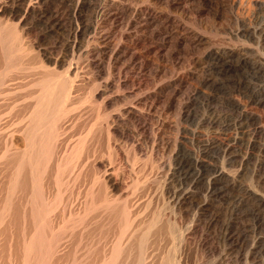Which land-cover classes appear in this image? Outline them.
Wrapping results in <instances>:
<instances>
[{
    "label": "bare ground",
    "instance_id": "6f19581e",
    "mask_svg": "<svg viewBox=\"0 0 264 264\" xmlns=\"http://www.w3.org/2000/svg\"><path fill=\"white\" fill-rule=\"evenodd\" d=\"M51 1L0 0V102L2 101L6 104L5 100L9 96H15L22 101L18 100V102L16 100V103L18 102L19 104L15 103V106L12 105L13 110L18 109L16 110L17 112L21 109L19 115H17L18 117L14 113L15 118H18V122L12 124L13 127L11 129L7 128V125L6 128L10 129L9 131L7 130L8 132L6 130L5 132L4 129V133L2 132V124L0 122V135L6 134L4 137H1V139L6 138V141H4L5 148L2 149L4 152L2 151L3 154L2 152V155L0 154V242L2 241L3 245L6 244L3 246L5 249L8 248L6 250L8 252L6 253L8 256L7 264L8 262L9 264H181L183 260L182 258H176L175 250L173 251V249L169 248L172 252H168V254L165 252V254L164 251L162 253L160 246L163 245L162 242L165 236L168 237V234L172 235L173 232H175L174 237L180 238L183 247L187 245V227L183 230L185 227L181 225L182 221L179 223V226L175 219L173 222L168 219V222L164 221L165 216L163 217L161 211L163 209H157L151 217L145 216L147 218H144V213L142 215L139 204L134 203L129 198L122 201L121 199L123 198L120 199L121 196L119 195V197L117 194L121 193L124 187L127 186L120 171L121 164L124 162L120 164V161H122L124 157L123 153L125 152H123V146L119 145L121 140L125 139L131 143L133 155L131 161H129L133 166L139 163V153L143 152L142 147L145 146H143V141L147 139L149 133V136L152 135L153 138L149 152L150 155L146 162L152 164L153 169L156 167L152 161L153 156L159 152L163 154H170L169 152H171V157H168L171 162H168V164H171L173 161L176 162L174 165L178 170H186L187 172L188 161H191L189 168L193 167L196 169L202 164L200 156L195 155L194 158H188L184 143L178 137L182 132L178 122L177 138H169L167 134L166 128L168 127L169 121L167 122V120L169 116L166 115H169V112H171L172 104L174 102L178 104L179 111L177 112L178 115H176L178 116V120L182 118L187 119V110L185 111L187 107H184V103L182 104V102L181 104L178 103L180 100L176 101V97L179 95L177 89L173 90L169 95L166 94L165 104L163 103L164 106L161 109L156 107L157 104L155 102L150 104V111L152 112L157 108V113L155 114L159 113V117L155 115L157 117L156 127L150 126V128L145 126L142 128V133L140 134V129L136 124L133 123L134 129L132 128L133 130L131 129L132 131L130 132L128 129L130 125H127L128 117L141 114L139 90L133 91L132 97L125 98L123 101L111 97L109 93L115 88H120L121 80L119 79L124 71H134L136 78L142 76L140 54L136 51V47L129 44L127 46L125 35L130 36V34L134 33L137 36L139 32L147 30L150 27H155L153 33L160 37L163 36L162 41L164 43L160 44L159 47L161 51L166 49L165 43L167 39L191 43L195 49L204 45L209 46V40L204 39L199 31V33L194 31L193 34L187 32V28L180 24L185 21L182 22L178 17L166 16L164 20L162 15L160 16L156 11L157 9L152 8L151 5H146L147 7L143 8L139 6L137 0H97L104 4V7L92 9L90 11L92 15L87 21L83 20L82 13L85 9L90 8L92 0H62L64 2H74V6L70 7L69 10L70 30L68 31V36L70 41H68V44L66 43L68 51L70 54L76 52L82 53L81 50L84 40H86L85 37L89 34V36H92H90L92 39H88V42H86L88 48L85 46V49L87 48L85 50L87 51L86 56L89 59L88 65L94 70H99L101 67L106 66L105 68L108 71L107 73L104 70V73L106 72L109 78L106 77L107 80H104L105 82L100 84V86L98 82L97 84L95 83V79L92 83L93 80L91 79L92 84L88 93L86 92L84 95L80 91L81 87H84L86 83L82 86L83 81L78 73L79 69H75L76 73L74 76L70 75L71 72L69 70L64 73L59 72L57 68L64 64L63 60L57 56H51L46 49H42L37 44L36 40L43 37L41 36L40 28H38L41 23L51 24L49 26L50 31L54 34L59 33L64 23H62L63 14H61L60 8L52 7ZM150 1L159 3L165 0ZM186 1L172 0V3L183 4ZM155 4L152 5L155 6ZM28 20L32 21L33 27L37 31L34 37L30 35V30L27 27ZM229 21L234 23V25L241 26V28L244 27V22L237 16H233ZM109 23L113 25L117 24L116 27L120 28L119 31L114 26L108 29ZM163 24H178L177 27L174 26L177 30L174 32L166 25L164 30H162ZM238 28L240 30V27ZM255 30L248 31V33L251 36H255L257 34ZM223 47L217 48L212 53L217 62L229 63L238 57L237 50H229V48ZM127 52L130 53V57L124 63ZM81 53L80 56H82ZM249 61L242 60L241 62L246 65V62L249 63ZM253 65L256 66V73L264 75V67L258 66L257 63ZM72 69L74 70V68ZM92 72L91 75L95 73ZM87 77L92 78V76ZM88 78L86 79L88 80ZM181 80H184V77ZM244 88L241 90L244 91ZM246 91L248 94H251L249 93L250 87L246 88ZM259 96L256 95L252 99L249 98L247 104L244 105L243 116L244 120L247 121L246 123H249L254 117L250 107L262 105L264 102V100L259 99ZM120 102L129 103V108H118L116 109L118 112L114 115L107 112V107H117ZM11 104L12 102H10L9 106ZM159 105L161 104L159 103ZM6 106L8 105L6 104ZM85 106H89L91 112L95 108L96 110H93V112L98 110L96 123L91 125V128L88 126L89 130H87V133L85 135L78 134L81 136L77 135L79 138L77 137L78 139L72 142L71 136L74 135H71V133L79 125L81 127V123L78 125V122L81 118L80 112H82ZM13 110L12 113L14 112ZM8 113L6 109V114L8 115ZM13 116L12 118H14ZM162 116H166V119H162ZM13 120L15 119L9 120L8 123L10 124V121L13 122ZM99 122L106 123L105 130L108 137L107 155L102 150L98 153L100 142L97 141V134L100 132L96 130L95 126ZM79 129L76 128L77 132ZM16 136L24 139L25 148L19 149L15 146L14 139ZM1 139L0 142L3 140ZM172 139L173 141H171ZM249 140L251 143V138ZM97 142L99 143V147L97 146ZM247 145L250 146L249 143ZM97 147L99 148L98 150ZM233 149L234 146H228L225 153ZM100 152L105 154V156L103 155L105 158L100 157ZM221 167L220 169L224 168L222 170L219 169L220 172L217 171L213 179L214 181L216 180V183L225 182L227 185H234L238 182L235 172H232L235 174L228 173L225 166ZM189 168L188 170H190ZM89 171H91L90 176L87 175ZM93 172L94 180L89 179V182L92 181V184L90 182L91 186L87 183L88 188L86 187L85 191L82 190V184L85 180L87 182V177L93 176ZM66 175H70V177ZM147 181L146 185L148 184ZM143 182L141 183L140 178L132 181L131 188H133V194H137L139 186ZM162 182L160 183L162 184ZM167 182L161 186L163 193L169 191ZM202 182L201 176H198L193 181L195 185ZM146 185H142L143 187H140L141 190H145ZM210 185L209 182L208 187ZM252 190L250 186L249 194L256 195L255 191ZM178 192L173 197L167 192V194H170L168 198L169 196L172 197H170L172 200L168 201L167 199L169 205L171 204L170 201L175 202L176 205L187 201V192ZM263 199L260 200L262 205L264 204ZM76 202H78V207H75ZM176 205L174 206L176 207ZM231 236L229 240L230 246L233 249L239 245L241 239L240 237ZM170 237L173 238L172 236ZM81 246H84L86 249L84 251L86 252L83 255L81 254L82 257L80 259H77V251L81 250ZM3 247L1 245L2 249H4ZM177 247L180 246L172 248L176 249ZM77 248L78 250H75ZM74 250L77 254L75 255L73 252L74 254H72L75 258L71 259L69 256ZM181 250H178L179 253ZM181 252L183 254L184 251L182 250Z\"/></svg>",
    "mask_w": 264,
    "mask_h": 264
},
{
    "label": "rangeland",
    "instance_id": "374dc122",
    "mask_svg": "<svg viewBox=\"0 0 264 264\" xmlns=\"http://www.w3.org/2000/svg\"><path fill=\"white\" fill-rule=\"evenodd\" d=\"M148 1L150 4L148 3ZM169 1L170 3H168ZM186 2L183 4H173L172 0H165L163 2H159L161 4L160 5L156 1L154 2L150 0H137L139 6L143 8L151 5L152 8L157 9L156 11L160 16L162 15L164 20L166 19V16H174L178 17V19L182 22L185 21V24H180L187 28V32H189L190 34H193L194 31L201 32V35H203L202 37L209 40V46L204 45L203 47L195 49V47L192 46L191 43H185L184 41H178L175 39H167L165 43L166 49L161 51L159 47L160 44L164 43V41H162L163 36L160 37L153 33V29L155 27H150L147 30H143L139 32L137 36H135L134 33L130 34V36L125 35L127 46L129 44L130 46L136 47V51L140 54L141 61H139L142 63V76L136 78L134 71H124L121 74L122 77L120 76L119 79L121 80V89L115 88L110 91L109 95L115 99L123 101L125 98L132 97L133 91H136V89L139 90V94L141 97V114H137L138 116L133 115L131 117H128L127 125L130 126L127 127L130 132L134 129L133 125L136 124L140 129L139 133L141 134L142 128H144L145 126L156 127V116L159 117V113L155 114L157 113V108L161 109L164 106L163 103L165 104L164 100L166 94L169 95V93L177 89V91H179V95L176 97V101L180 100L178 103H184V107H187V109L185 108V111L187 110L188 116L187 119L182 118L178 120V116L176 115H178L177 112L179 111V107H177V102L176 104L174 102V104H172L171 106V112H169V115H166L169 116V119L167 120V122L169 121L167 127L168 129L166 128L167 134L169 138H177V127L179 123L182 132L178 137L181 139L182 143H184V147L187 150V156H189L188 158H194L195 155L200 156V160H202V164L200 166L202 167L199 166L196 169H194L193 167L189 168V166H191V161H188L187 165L189 166H187V172L186 170H178L174 165L176 162L173 161L171 164H168V162H171L168 158L171 152H169L170 154H163L159 152L153 156L152 161L153 164L156 165V167L153 169L152 164L146 162L150 155L149 152L153 138L152 135L149 136L150 133L149 135H147V139L143 141V146H145L142 147L143 152L139 153V163L137 162L138 164L136 163L137 165L133 166V164L130 162L133 155L131 151V143L130 141L124 139L119 142V145H121V147L123 146V152L125 151L123 153L124 157L122 158V161H120V164L124 161L121 164V167L123 168L120 167V171L127 186L124 187L125 191L123 189L121 193L119 192L117 195L121 196H119L120 199L123 198L121 199L122 201L129 198L130 200L132 199L134 203L139 204L142 215L144 213V218L151 217L157 209H163L161 211L163 217L165 216L164 221L168 222L167 219L171 222L176 220L178 226L181 221L183 222H181V225L185 227H182L183 230H185L187 227V245L183 247L181 245L180 238L177 236L174 237L175 232H173L172 235L168 234V237L165 236V239L162 242L163 245L160 246L162 253L163 251L167 254L168 252H172V250H170L169 248L173 249V251L175 250L174 252L177 254H175L176 258H182V260L184 261H181V264H264V204L262 205L260 203V200L264 198V102L262 105H254V107H250L251 113L254 115V117L250 120L249 123H246L247 121L244 120L243 116V112L245 110L244 105L247 104L249 98L252 99L256 97V95H260L259 99H262V101L264 100V75L256 73V66L253 65L254 63H257L258 66L264 67V26H262L264 25V0H222V2L221 0H187ZM50 4L52 7L60 8V12L61 14H63L62 23H64L62 28L59 30V33L56 34L51 33L49 27L51 24H45V22L41 23L40 27L38 28H40L41 36L43 37L36 40L37 44L42 49H46L51 54V56H57L63 60L64 64L59 66L60 68H57L59 72L64 73L69 70L71 72H69L70 75L74 76L76 73L75 69H79L78 73L83 81L82 86H84V84L86 83L84 87H81L80 93L86 94V92L88 93L90 85L94 82V79L95 83L97 84L98 82L100 86V84H103L107 80L106 77L109 78L107 74L108 71L105 68L106 66L101 67L102 70L101 68L99 70H94L90 67V65H88L89 59L86 56L87 51L85 50H87L88 48V45L86 43L88 42L87 40L92 39L91 35V37L89 36V34L87 35V37H85L86 40H84V45L82 46V53L80 52L82 56H80V53L78 52L70 54L67 49L66 45L69 43L68 41H70L68 36V31L70 30L69 10L70 7L72 8V6H74V2L71 3L64 2L62 0H52ZM152 4H155V6H153ZM103 5L104 4L97 0H92L90 8L85 9L82 13L83 20H89L90 16L92 15L90 11H92V9H94L95 7L103 8ZM233 16H237L242 19V21L244 22V27H242L243 30L241 26L237 24L234 25V23L229 21ZM116 25L109 23L108 26L107 24L108 29L111 28V26H114L115 29L119 31L120 28L118 26L116 27ZM165 25L167 27L169 26L168 28L173 30L174 32L177 30L176 27L178 26V24H163V26L161 25L163 27L162 30H164ZM27 27L30 30V35L34 37L37 31L33 27L31 20H28ZM238 27H240L241 31L238 30ZM254 30L257 34L255 36H251L248 31ZM139 34L141 35V37ZM85 46L87 47L86 49ZM222 47L229 48V50H237L238 57L234 58L229 63L223 62L224 65L222 62H217L215 60V56L212 55V53L217 48ZM128 52L126 53L124 63L125 61L127 62L129 60L130 53ZM242 60L250 61L249 63L246 62V65H244L245 63L241 62ZM72 68H74V70ZM91 70L95 73H93ZM104 70H106L107 73H104ZM91 72L93 73L92 75ZM98 73L103 74L99 75ZM87 76H92V78H88ZM182 77H184L185 81L181 80ZM86 78H88V80ZM247 86L250 87L249 93L251 94L247 93ZM243 88L244 91H242ZM14 97L15 96H9L8 99L5 100L8 106H6L4 102L1 101L5 106L0 102L2 105H0V122L5 128L8 125L7 128L11 129L13 127L12 124H16L15 122H18V118L15 117L19 115V111L21 108L19 107L20 109L17 112L16 110L18 109L13 110L12 107L15 106L16 100H21L17 97ZM8 100L12 102L11 106H9L10 102ZM18 102L16 104H19ZM154 102L155 104H157V108L151 112L149 109L150 104ZM159 103L161 105H159ZM129 106V103L120 102L117 107H107L108 109L106 108V110L107 112L111 113V115H114L116 114V112H118L116 109L129 108ZM84 108H87L88 110H85ZM84 108L82 109V112H80L81 118L78 122V125L81 123V127L80 125L79 127H76L77 129L80 128L78 130L79 133L77 132L76 128L74 129L73 133H71V135H74L71 136L72 142H75L81 136H79L78 134L85 135L87 133V130H89V127L91 128V125L96 123L98 110L93 112V110H96L95 108L92 109L91 112V108H89V106H85ZM6 109L7 113H10V115L8 113L9 116L6 114ZM12 110L14 111L13 113ZM14 113L16 114V116ZM12 115H14V118H12ZM166 116H162L163 118H161L166 119ZM11 119L15 120H13V122L10 121L9 124L8 121ZM2 126V132L3 129L4 131L10 130L7 128L5 129ZM95 127L96 130L100 132L98 134L96 133L98 135L97 141L100 142V144L97 142V146L98 144L100 146H98L100 149L97 147V150L99 149L98 153L100 150H102L103 152H106L105 154L107 155L108 137L105 130L106 123L104 124V122H99ZM5 135L6 134L0 135V139ZM250 138L251 143L249 142ZM2 139L1 140L3 142H0V154L3 151L2 149L5 148L4 141H6V138ZM171 141H173V139ZM248 143L250 146L247 145ZM14 144L19 149L25 148L24 139L22 137L16 136L14 139ZM228 146H234V149L232 151L230 150V152L228 153H225ZM103 152H100L99 155L100 157L105 158V154H103ZM219 165L225 166V168L227 169L225 170L228 173L235 172L238 182L236 181L237 183H235L234 185H227L225 182L216 183V180H213L216 175L215 173L217 171L220 172V170L224 168L223 166L222 168ZM220 167L222 169H220ZM188 168L190 170H188ZM170 169H172V173L169 172ZM133 171L135 174L133 173ZM182 171L184 172L182 173ZM90 172L91 171L88 172V176H90ZM198 176H201L203 182L205 183L202 182L201 184L195 185L193 181H195ZM68 177H70V175ZM92 177H87V182L85 180L82 184V190L85 191L88 188V185L91 186L92 181L95 178L94 172ZM137 178H140L141 183L144 181L142 184L143 186L146 185V181L148 180V187L146 185V188L144 187L145 190L143 188V190H141L140 187L142 185L140 184L141 186H139L138 189V191H140H137V194H133L134 191L133 188H131V185L132 181L136 180ZM89 179L92 180L90 181L91 184L89 182ZM161 181H163L162 184L168 181L167 184L169 191H165L166 193L162 192L161 186L163 185L160 183ZM209 182L211 185L208 187ZM250 186L251 189H253L252 191H255L256 195L249 194L248 191ZM171 189L174 191H172ZM181 191L187 192V201L181 202L180 205H176L175 202L173 203L172 201H170L171 204L169 205L168 201L172 200L171 198L177 192L180 193ZM167 192L170 193L172 197L169 196L168 198V195L170 194H167ZM77 205L78 202H76L75 207L79 206ZM174 205H176V207ZM176 234L178 235V233ZM230 234L234 237H240L241 239L239 245L233 249L230 246L229 238L232 237ZM170 236H172L173 238H171ZM0 244L2 245V247L6 245L5 243V245H3L2 241L0 242ZM176 246L180 247H177L176 250L174 249ZM3 248L5 249V247ZM83 248L84 246H81V250L79 249V251H77L78 254L75 253V250H78V248L72 251L70 254L71 257L69 256V258H75V256L73 255L75 253V255L77 254L76 258L80 259L84 252H86L84 251L86 249ZM4 249L1 248L0 250V264H7L8 261V256L6 254L8 253L6 252L8 248H6L5 250ZM179 249H182L184 251L183 254H181L182 250L179 253Z\"/></svg>",
    "mask_w": 264,
    "mask_h": 264
}]
</instances>
